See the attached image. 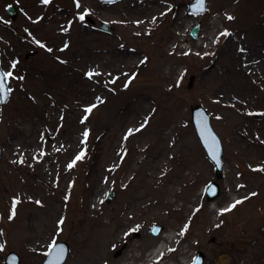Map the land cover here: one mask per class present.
Here are the masks:
<instances>
[{"label": "rangeland", "instance_id": "obj_1", "mask_svg": "<svg viewBox=\"0 0 264 264\" xmlns=\"http://www.w3.org/2000/svg\"><path fill=\"white\" fill-rule=\"evenodd\" d=\"M76 1L0 0L1 63L13 73L0 103V264L10 250L41 264L58 240L70 245L64 264H151L162 239L156 264H192L197 250L204 264H264V0H208L197 16L192 0ZM198 103L223 143L220 177L192 122Z\"/></svg>", "mask_w": 264, "mask_h": 264}, {"label": "water", "instance_id": "obj_2", "mask_svg": "<svg viewBox=\"0 0 264 264\" xmlns=\"http://www.w3.org/2000/svg\"><path fill=\"white\" fill-rule=\"evenodd\" d=\"M101 1L108 2V0H101ZM116 1H119V0H114V2H116ZM114 2H111V3H114ZM196 3H197V0H194V1H192V2H190L188 4L189 13H191V14H193L195 16L198 15L195 12V5H196ZM207 3H208V1L206 0V2H205V8H206V10H207ZM7 11H8V14L11 16V18H16L17 14H18V8L15 5L9 4L8 7H7ZM204 12H202V13H204ZM86 19L88 21H90V22H94L95 21L91 16H86ZM2 22H4V21H2ZM100 28H101L102 31L107 32V33H111L115 29V27L111 23H109L108 21H106V20H103L101 22ZM200 28H201V22L198 21L193 26V28L190 30V35H191V37L193 39H197L199 37V30H200ZM0 70L5 71L4 68L1 65V62H0ZM194 78H195V75L192 74L190 76V82H189L188 86H192V83H193ZM7 87H9L8 86V82H7ZM9 97H10V95L8 96L7 100L9 99ZM7 100L4 101V102H2V103L7 102ZM191 111H192V121H193V124L195 126V129L197 131V134H198V136L200 138V141L203 144L204 148L206 149V152H207L208 157L214 163L216 175L218 177H220L223 174V170H224V163H223V144H222L221 138L217 134V132L214 130V128H213V126L211 124V116L207 112V110H206V108H205V106L203 104L198 103V104L192 105L191 106ZM201 113H203L205 116H207V124H208V127L211 130V132L215 135V137L217 138V140L219 141V164H217V162L212 159V157H211V155L209 153L208 147L204 143V139L202 138V136L200 134V123H199V121L201 119V117H200V114ZM1 157H2V148L0 146V159H1ZM220 191H221L220 184L216 180H211V181H209L205 185V192L207 193V198L210 199V200H212L215 197H217L219 195ZM115 195H116L115 189H111V191L109 192V194L107 196V200L108 201H111L115 197ZM163 228H164L163 224H154L151 227L150 231H151L152 234L158 235L159 233L162 232ZM134 235L135 236H139V232H137ZM56 244H57V246H62L65 249L64 259L61 262V264H64L65 261L67 260L68 255H69L70 245L65 240H59V241L56 242ZM119 253H120V250H118L116 252V255H118ZM50 259H51V257L48 256V255H46L45 258L42 260V263L41 264H48V261ZM204 260H205V254H204V252L202 250H197L196 255H195V258H194V261H193L192 264H203L204 263ZM5 262H6V264H21V257H20V255L16 251L10 250L7 253V255H6Z\"/></svg>", "mask_w": 264, "mask_h": 264}, {"label": "snow or ice", "instance_id": "obj_3", "mask_svg": "<svg viewBox=\"0 0 264 264\" xmlns=\"http://www.w3.org/2000/svg\"><path fill=\"white\" fill-rule=\"evenodd\" d=\"M51 2V0H42V3L44 4H49ZM108 2H114V0H108ZM205 2L206 0H197V3L195 5V12L196 14H200L202 12H204L206 10L205 8ZM79 6V4L77 5ZM80 19L83 20L84 19V15L80 16ZM227 19L231 20L233 19V17L229 16L227 17ZM222 36H228L231 35V33L225 31L221 33ZM37 44H40L39 41H36ZM41 47H44V45H40ZM49 52H51V49H48ZM240 51H244L243 49H240ZM15 63H13L11 65L12 68H15ZM87 75L89 76V78H91L93 75H98V73H94V72H89L87 73ZM13 76V73L11 71L5 72L0 70V103L4 102L7 100L8 96L10 95L12 89L7 87V82L9 80L10 77ZM19 79H23V77H20ZM96 105H92L90 107H88L87 109H85V111L87 113H91L93 108H95ZM200 134L202 136V138L204 139V143L207 145L209 153L212 157L213 160H215L217 162V164H219V141L217 140V138L215 137V135L211 132V130L208 127L207 124V116H205L203 113L200 114ZM87 115L83 118L84 120H87ZM83 122V121H82ZM140 129H135L132 130L130 129L127 136L125 137V139H127L128 136L133 134V131H139ZM89 135V132L86 130L83 133V137L84 140L83 142L87 141V137ZM85 151H81L74 159L73 161L68 165L69 168H72L75 166V163L79 160H82L85 157ZM21 163H23V161H21ZM260 171H264V168H260L258 169ZM255 195V194H253ZM103 202V201H101ZM20 203V200L18 198H14L11 204V209H10V215H9V219H12L15 217L16 215V207L17 205ZM36 203H40L39 201H37ZM242 203V201L238 200L235 203H233L230 208L227 209H223L221 210V214L223 212H227L230 211L231 208L236 207L237 204ZM60 224H63V220L59 221ZM137 229H133V231H135ZM183 234V232H181V235ZM3 246L0 245V248H2ZM45 255H48L51 257V259L48 261V264H61V262L64 259V255H65V249L62 246H57L56 242L53 241L50 245H49V251L47 253H45Z\"/></svg>", "mask_w": 264, "mask_h": 264}, {"label": "bare ground", "instance_id": "obj_4", "mask_svg": "<svg viewBox=\"0 0 264 264\" xmlns=\"http://www.w3.org/2000/svg\"><path fill=\"white\" fill-rule=\"evenodd\" d=\"M213 23L215 24L216 22L213 21ZM212 38H213V36H212ZM7 182L11 186H13L16 183L15 180L14 179H11V178H8L7 179ZM101 198H102V194H98V195L95 196L94 201L95 202H100L101 201ZM163 235H164L165 238L167 237L168 239L169 238L171 239L173 237L171 235V233H167V232H164ZM28 241H31V238H26V242H28ZM164 241H165V239H162L159 242V244L156 245V249L154 250V253L155 254L157 252H159L161 249L164 250V248H166V243ZM81 258H82V260H79V264H87L88 261L90 260V258L88 256H85V257L81 256ZM149 260H151V258H149ZM223 262H224V257L223 256H220V257L214 259V263L213 264H224Z\"/></svg>", "mask_w": 264, "mask_h": 264}]
</instances>
